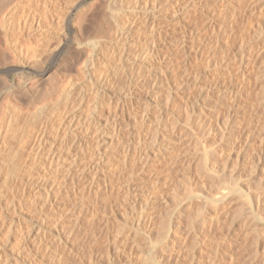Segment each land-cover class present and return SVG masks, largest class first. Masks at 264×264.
<instances>
[{
  "label": "bare ground",
  "instance_id": "obj_1",
  "mask_svg": "<svg viewBox=\"0 0 264 264\" xmlns=\"http://www.w3.org/2000/svg\"><path fill=\"white\" fill-rule=\"evenodd\" d=\"M239 3L249 7L250 13L264 9V0ZM190 10L201 17L202 24L195 25L214 37L206 34L199 40L194 29L178 19ZM217 12L206 8L202 0H0V264H78L85 258L93 263L97 254L85 255L83 248L97 243L102 234L111 236L114 228L116 238L133 235V240L137 233L139 240L145 237L142 242L147 241L149 252L140 255L143 249L138 248L142 256L138 264H162L167 256L162 258L156 246L160 239L171 237L170 223L182 218L178 212L181 198L172 197L169 222L163 220L156 229L151 211L154 217L155 210L162 215L157 201L151 202L132 182L143 180L155 165L173 168L177 142L184 137L193 144L194 129L189 126L193 120H185L191 115L189 98L181 86L185 78V82L194 81L193 88L198 86L189 73L190 55L193 51L194 57H201L198 51L212 41L217 44L224 37L228 42L239 33L234 25H223L219 33L222 20ZM232 15L227 17L232 19ZM173 22L181 31L178 36L168 30ZM111 33L117 38L113 35L112 39ZM203 59L206 66L212 65V57ZM228 67L226 62L222 87L209 91L208 96H224L236 103L249 81L242 65L236 78ZM232 82H236L233 90ZM213 126L207 127V135L214 134ZM205 148L199 154L200 167L195 169L206 171L203 180L207 179L211 190L196 193L187 183V193L182 195L197 200L193 205L201 214L196 210L195 216L202 215V226L211 233L221 226L222 216L229 218L233 208L240 209L231 206L237 203L235 196L250 206V214L261 204L238 190L231 174L227 176L231 182L227 181ZM116 202L136 207L138 214L127 217L129 213L116 212L111 206ZM107 207H112L108 213ZM256 220L264 229V220ZM169 242L170 258L176 251L173 241ZM113 248L105 247L107 261L103 264H117ZM180 253L178 264H194L183 262ZM126 264L137 263L130 260Z\"/></svg>",
  "mask_w": 264,
  "mask_h": 264
},
{
  "label": "rangeland",
  "instance_id": "obj_2",
  "mask_svg": "<svg viewBox=\"0 0 264 264\" xmlns=\"http://www.w3.org/2000/svg\"><path fill=\"white\" fill-rule=\"evenodd\" d=\"M202 1L204 2L206 8L208 6L210 10L213 9L215 11L216 9V12L218 10L217 14L221 12L220 17L222 21L220 20V23L222 24V28H219V33L223 32V29H225L224 26L227 28L229 25H234L233 27H235L234 29L236 33L239 32L237 33L239 37L236 34L230 41H225L227 44L224 42V37H221L217 44H215V41H212L205 49L199 50L198 54L202 55L201 57H212L213 63L210 66H206L204 63L206 61L203 58L202 60L201 57H194V52L192 51V54L190 55L191 65L189 73L198 80V86L193 88L194 81L190 79L185 82L186 78L182 81L184 83L181 86L183 92L182 94L189 98L188 111L191 114H188V116L190 115L191 117L189 116V118H186L185 120L188 123L193 120V122L189 123V126L193 127H191L192 130L194 129V132L192 131L193 139L195 138V141L193 140V144H198H195L196 146L190 144L188 138L184 137L177 142L176 153L171 160L173 168H169V170H172L169 171L165 165H155L148 174L146 173L143 176V180L134 182V184L132 182V185L135 189L144 190L146 195L151 198V202L157 201L156 205L160 209L159 214L162 215H157L158 212L155 210L154 217L153 212L151 211V219L155 223L156 229H160L159 223L162 225L163 222H169L166 220H169L167 212L172 207V197L176 195V198H181V201L180 199H177V202L180 201V204L178 203L179 206L181 205L178 211L180 215L178 212L176 215L182 217L180 220L183 222L180 220L172 221L174 223L171 222L173 227L170 223L171 237H169V239H173L169 240L168 238H164V241L163 239H160L161 243L158 242L159 245L156 246L158 253H163L162 258L164 255L167 256L163 258L164 261L162 264H178L176 257L179 255V252H181L180 258L185 263L191 260L194 264H209L211 260L213 261V264H264V229L261 228L262 226H258V221L256 220L257 217L264 220V9L260 11L256 10L255 13H250L249 7L247 8L242 3H239V0H225V2L221 4L218 0ZM230 3L233 5H229ZM236 3L238 4V7L236 6ZM218 5H220L219 8ZM227 7H229V9L231 8V11H228L229 9H227ZM240 9L241 11L239 12ZM225 11H228L229 14ZM193 12L195 11L190 10L185 13L186 15H184L186 17L181 13L182 15L179 14L178 19L181 22L183 21L182 23L187 28L192 30L194 29L195 38L201 40L203 37H210L212 33H210V35L206 33L208 35L207 36L205 32L200 29L199 24L195 25V23H202L200 22L201 17L199 18L197 11L196 13ZM235 12L238 14V17ZM241 12L242 14H240ZM225 13L228 14L229 17L233 13L235 17L232 15L231 19L227 17L228 15L226 16ZM223 15L224 17L226 16L227 19L226 17L224 18ZM185 18H187V20ZM225 20L226 22L224 23ZM232 21H234V23ZM174 24V22L172 24L170 23L168 24L170 25V28H168V26L166 28H168V30L175 36H178L181 31L179 26H175ZM197 26L199 28H196ZM166 28L159 27L158 29L164 32L167 30ZM259 33H261L262 36L257 37V34L259 35ZM113 35V33L109 34L112 39L114 36L117 38L116 34L114 36ZM214 35L215 34L213 33L211 36L214 37ZM128 40L129 42L135 41L130 38ZM143 53L144 51L142 52L141 57L144 56ZM242 55L243 57H240ZM240 58H243L241 65L244 69H242V71L245 73V76L249 81V85L246 89L242 90L239 101L232 103L228 97L225 98L222 96V98H215L216 96H208L209 91L222 87L220 78H222V71H224V64H226V62H228V69L230 71V75L232 72L233 78L240 75ZM231 87L233 90L236 87V82H232ZM210 95H215V93L213 92ZM176 104L177 103H175V106H177ZM183 120H181L182 122L180 121V127L184 126L183 122H185V120ZM182 123L183 125H181ZM211 125L213 128L215 127L213 129V133L216 136L214 134L212 136L206 134L207 127H210ZM209 146H212L213 149L211 147L209 148ZM205 147L208 148L209 154L212 152L211 155H209V160L217 163V168H219V170H223V177L226 179L227 176H230L231 174L234 178L232 181H236L235 183L237 185L232 182L236 185V188H238V190H242L249 197L259 200L261 204L257 207L258 209H252V214H250V206L247 207L248 204H245L242 198H237L238 196L234 195V202L237 203H235L236 205L231 206H239L242 210L236 208V211L235 208H233L234 210L232 209V212L230 211L229 213V215L232 214L229 218H226L228 216H222L221 219L224 218V220H221V226L214 228L211 233H207V229H205L204 225L202 226V220L200 221V219H203L201 218L202 215H199V217L197 216L198 213L201 214V211L197 210V208L195 209L197 200L186 199L185 195H182L183 192L187 193V183H191L190 185L194 190L196 189V193H203L204 191L206 193L211 190V184L207 182V179L203 180L206 178V171L199 168V174V172H196L197 170L195 169L197 166L200 167L199 163L201 164V155L199 154H202L201 151H203V148ZM207 148L205 149L207 150ZM191 158L194 162H192L193 160ZM210 158L213 159L211 160ZM193 163H196V165H193ZM139 173L140 169L137 168L135 170L136 177L139 176ZM203 174L204 177L202 178L201 176H203ZM224 174H226V176H224ZM185 177L189 178V180L187 181ZM228 178L226 180H230L231 182V179ZM168 184L170 186H168ZM181 196H184L186 200ZM234 196L232 197V200H234ZM138 199L139 198L136 197V204L140 203ZM239 199H242V201H236ZM194 201L195 204L193 205ZM240 202H243L242 207L244 206V210L241 207ZM111 206L113 207H111L112 209L116 208L114 210L118 213L122 212V214H132H128L129 216L127 215V217H134L138 214V212H135L136 207L133 208L132 206L129 207L127 205H123V202L112 203ZM125 207L126 213L124 212ZM107 208V213L109 209L110 211L112 210L109 207ZM196 210L198 213L195 216ZM146 212L148 215V211ZM234 212L238 215L234 214ZM238 212L242 213V215L240 216V213ZM202 214L203 217L206 215L205 212ZM163 216H165L166 219H163L165 218ZM254 217H256V219ZM191 221L193 224L189 225V223H192ZM175 222L177 225L180 222L181 228L177 229ZM175 228L177 232H174ZM113 230L110 234H117L116 228ZM158 233H155L156 236H158ZM113 234L111 236H113ZM155 234L154 238L157 239L158 237H156ZM107 235L109 236V234L106 233L100 235L96 240L98 244L92 242V245L89 244L86 246L87 248L85 247L82 250V253L85 255H87L90 251L95 252L97 255L93 260L94 262L89 263L87 258H85L78 264L105 263L107 261V257L104 255V250L108 244L114 247L112 251L118 257V260L115 261L117 264H126L130 260L133 263L138 264V258L140 257L139 259H142V256H139L141 252L139 253L138 251L143 249V254L141 253L140 255L144 256L149 252L148 248L145 247L147 246V241L145 242L146 245L143 243V239L145 237L142 238L143 236H141V240H139L141 234L137 233L133 240V235H130L129 233L128 235L130 236H118V239L115 236L108 237ZM125 238H127V240ZM123 240L125 241V244L123 243ZM169 241H173V243L171 242V244H174L173 246H175L173 251H176V254L173 252L172 255L174 256L171 255L170 258L167 255V252L169 250L168 248L172 247H168L166 245L168 243L170 244ZM161 244L163 245V249L161 248ZM176 244L180 247L178 245L176 246ZM115 245L117 246L115 247ZM142 246L143 248H141ZM157 247L160 248L158 249ZM164 247H166L167 250L164 251V249H166ZM135 253H138V256L135 255ZM135 256H137L136 260ZM71 263L72 262L69 264ZM74 264H77V262Z\"/></svg>",
  "mask_w": 264,
  "mask_h": 264
}]
</instances>
